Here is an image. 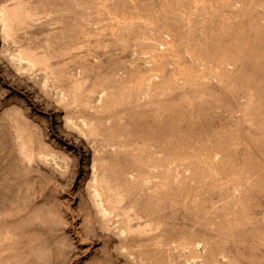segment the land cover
Here are the masks:
<instances>
[{
	"label": "rangeland",
	"instance_id": "1",
	"mask_svg": "<svg viewBox=\"0 0 264 264\" xmlns=\"http://www.w3.org/2000/svg\"><path fill=\"white\" fill-rule=\"evenodd\" d=\"M0 264H264V0H0Z\"/></svg>",
	"mask_w": 264,
	"mask_h": 264
}]
</instances>
